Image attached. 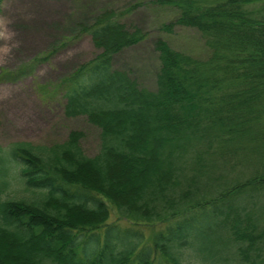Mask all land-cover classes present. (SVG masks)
<instances>
[{
  "label": "trees",
  "instance_id": "1",
  "mask_svg": "<svg viewBox=\"0 0 264 264\" xmlns=\"http://www.w3.org/2000/svg\"><path fill=\"white\" fill-rule=\"evenodd\" d=\"M156 1L179 10L163 28H195L208 56L157 38L150 89L114 65L145 36L127 9L82 26L99 52L45 90L98 129V150L77 129L0 144V264H264V0ZM16 179L19 195L2 197ZM110 206L160 226L148 240Z\"/></svg>",
  "mask_w": 264,
  "mask_h": 264
},
{
  "label": "rangeland",
  "instance_id": "2",
  "mask_svg": "<svg viewBox=\"0 0 264 264\" xmlns=\"http://www.w3.org/2000/svg\"><path fill=\"white\" fill-rule=\"evenodd\" d=\"M105 9L116 12L127 9L121 21L145 34L138 44L125 48L114 58L116 68L129 70L145 87L155 88L159 69L154 47L157 38L196 58L204 59L209 54L195 28L177 24L169 30L163 28L174 21L179 10L156 0H3L0 10V144L3 148L17 141L44 145L63 142L70 130L77 129L84 132L81 144L85 153L92 156L97 152L98 129L83 116L66 118L63 99L59 95L50 96L45 89L99 52L82 26L91 23ZM45 55V60H35ZM19 70L23 72L17 76L4 77ZM19 184L17 179L13 180L2 197L18 196ZM260 213L264 217V204ZM109 221L138 228L148 240L160 226H136L120 217L113 206ZM97 231L101 235L102 230ZM183 249L185 256L192 253L190 248ZM186 258L187 264L190 259L197 264L191 256Z\"/></svg>",
  "mask_w": 264,
  "mask_h": 264
}]
</instances>
